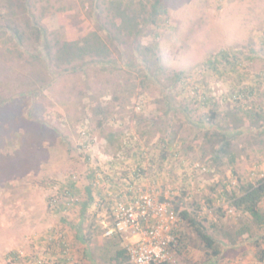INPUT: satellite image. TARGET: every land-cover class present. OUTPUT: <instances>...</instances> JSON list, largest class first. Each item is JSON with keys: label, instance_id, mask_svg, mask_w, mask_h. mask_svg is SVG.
Masks as SVG:
<instances>
[{"label": "rangeland", "instance_id": "374dc122", "mask_svg": "<svg viewBox=\"0 0 264 264\" xmlns=\"http://www.w3.org/2000/svg\"><path fill=\"white\" fill-rule=\"evenodd\" d=\"M93 1L0 0V264H118V250L143 234H107L113 208L145 194L190 210L220 250L211 255L179 217L171 264H264V200L257 220L221 196L264 177V0H163L156 24L117 45L108 3L97 1L99 21ZM73 25L98 31L112 54L64 63L58 49ZM221 49L238 52L243 79L206 66ZM180 71L186 82L174 83ZM244 87L253 93L238 101ZM233 113L258 115L229 129L222 153L211 126H229ZM74 175L76 204L56 213L49 200Z\"/></svg>", "mask_w": 264, "mask_h": 264}, {"label": "trees", "instance_id": "16d2710c", "mask_svg": "<svg viewBox=\"0 0 264 264\" xmlns=\"http://www.w3.org/2000/svg\"><path fill=\"white\" fill-rule=\"evenodd\" d=\"M98 0L93 1L92 12L93 16L97 20H101L102 15L104 14V10L102 8V4L97 2ZM151 2V6L148 9L147 3L143 0H106L108 3L107 7H109V15L111 17V22L116 28V32L114 33L112 30L108 31V38L112 43L118 44L120 41V36L122 34H126L130 37L137 39L139 35H141L143 28L147 24H156L160 19V15L166 11L164 7L163 0H147ZM25 5L26 2H23ZM71 26L69 32L65 31L63 35H66L62 46L58 49L59 58L64 63H71L76 59H83L86 55H92L101 60H105L112 54V50L107 43L106 39H104L98 31L91 30L90 28H86L85 25L80 27L79 29ZM7 28H11L14 34L17 36L21 43L24 42V32L20 30L18 26H6ZM64 27H67L66 25ZM70 28V26H69ZM67 27V30L69 29ZM107 30V28H106ZM69 33V34H68ZM31 34L35 36L38 40H41L45 34L44 29L39 24H34V30L31 31ZM157 35V34H156ZM51 49V48H50ZM145 49H148L147 46ZM239 54L236 50L233 49H221L216 53H212L205 61V64L208 68L220 72V66L225 64L226 66H230L229 69L234 72H238L242 75V79L245 76V73L239 70L240 62H239ZM139 59V57H137ZM141 63L147 64V60L145 58L140 59ZM174 83L186 82V75L184 71L174 73ZM254 87H244L238 92L237 100L239 101L244 97L245 99L249 98V96L253 93ZM211 102L210 97H205L204 106L208 105ZM217 113L215 110L213 111L212 118L215 117ZM258 114L253 115L251 113L246 114V118L256 117ZM232 122L227 127H221L219 124H212L211 130L212 135L216 139V144L218 145V150L222 153H229V146L231 140L229 139V129L240 130L246 124V118L237 116V114H231ZM256 121V120H255ZM102 123V122H101ZM213 123V122H212ZM252 124V123H251ZM256 124V123H255ZM253 123V125H255ZM165 145H168L167 141H164ZM217 150V149H216ZM166 158L164 154L162 156ZM218 157H216L217 159ZM139 171H143L142 167L138 166ZM91 179L94 180L91 185L86 187L88 193V199L82 202L83 214L87 211L90 206V203L94 200V186L97 184L95 181V172L90 175ZM70 195L74 196L75 192L78 191V187L76 186V180H71L69 183V187L66 189ZM221 196L224 200L230 201L233 209L235 211H243L249 213L254 219L261 220L262 212L260 209V204L264 200V177L261 178L256 183H247L241 185L238 191H233L231 193L224 191L221 193ZM65 210V207L62 205H57L54 207V211L56 213H60ZM176 210L179 213V217L181 221H185L189 224L190 227H193L200 238V240L204 243V246L207 251L210 250V254L213 256H217L220 254V250L216 246L215 239L208 233L206 225L198 220L196 216H192V212L187 209H182L177 207ZM243 232H240L241 235ZM179 238V237H178ZM180 239V238H179ZM63 246L68 248L67 243L63 240ZM127 248L119 249L117 252V256L114 257V260L118 261V264H124L122 261L130 262L128 254L126 255Z\"/></svg>", "mask_w": 264, "mask_h": 264}, {"label": "built area", "instance_id": "2783aa9c", "mask_svg": "<svg viewBox=\"0 0 264 264\" xmlns=\"http://www.w3.org/2000/svg\"><path fill=\"white\" fill-rule=\"evenodd\" d=\"M73 179L77 180V176L74 175ZM76 201L75 196L65 190L54 193L49 203L52 208L62 205L65 210H72ZM178 218V213L168 202H157L152 194H145L131 203L116 202L113 226L108 228L107 234L116 231L143 234L142 239L127 246V254L133 264H171Z\"/></svg>", "mask_w": 264, "mask_h": 264}]
</instances>
